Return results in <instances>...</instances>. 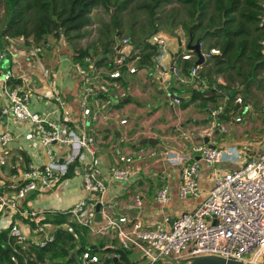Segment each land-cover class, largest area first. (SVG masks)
<instances>
[{
	"label": "built area",
	"instance_id": "2783aa9c",
	"mask_svg": "<svg viewBox=\"0 0 264 264\" xmlns=\"http://www.w3.org/2000/svg\"><path fill=\"white\" fill-rule=\"evenodd\" d=\"M260 4L264 11V0ZM263 21L264 18L261 24ZM121 41L120 48L114 52L107 66L99 64L93 55L73 60L72 68L81 82L78 98L80 112L70 123L60 121V112L65 104L60 94L52 96L55 107L51 113L30 109L31 91L10 70L2 69L1 63L6 58L5 51L0 49V94L4 99L1 112L26 121L29 125L28 138L44 148L46 157L41 165L26 162L20 172L10 174L13 191L7 194L0 191V221L4 222L0 231L7 230L8 236L14 240L13 244L20 245L22 249L32 244L43 247L51 241L55 227L51 229L50 223L44 221V211L24 209L21 201L30 191L51 189L61 183L68 177L71 165L78 162L74 173L81 174L83 189L87 194L71 208L59 212L66 218L63 224L65 228L70 229L69 223L75 222L95 235L113 233V237L118 239V247L135 254L130 257L132 264H155L159 261L163 264H179L201 255H219L248 264H264V150L258 157L246 159L241 166L217 174L212 186L193 209L176 215L166 214L152 227L144 226L137 217L132 218L125 213L114 214L115 204L104 200L109 179L127 181L131 173L128 163L157 154L179 167L178 198L184 201L199 197L202 163H220L225 153L223 149L210 144L209 140L207 143L199 140L189 147V151L197 154L198 158L185 152L159 151L155 147L147 152L139 149L134 156H129L122 152L121 144L134 140L135 136L123 132L113 147L123 165H110L103 172L97 159L104 140L97 127L107 125L114 118V102L127 98L128 93L122 87L125 73H134L137 69L132 62L140 59L137 45L132 44L127 37H121ZM27 42L28 55L38 57L43 42H35L31 37ZM145 42L157 46L158 51L167 50L168 38L159 31L150 34ZM261 45L264 53V39ZM218 52L215 48L206 53L202 51L204 58ZM191 57V53L181 54L184 60ZM154 64L161 69L162 74L166 73L160 53ZM199 67L195 64L190 68V73L197 76ZM172 102L179 104L180 99L175 96ZM234 103L238 106L234 121L240 122L243 113L250 110V105L241 95L235 96ZM224 110L223 103L209 110L212 119L210 134L214 128L222 132L227 130L224 124L216 121ZM118 122L124 125L127 119L118 118ZM183 136L188 139L190 133L184 132ZM12 139L9 131L0 130V165L6 163ZM154 200L161 205L170 201L169 185L164 177L155 189ZM97 204L100 222L95 221ZM142 206V195H131L128 208L139 210ZM21 218L26 220L28 234L21 227ZM110 256L116 257L114 254ZM103 257L100 252L86 248L75 256L72 264H103ZM0 264L5 263L0 260Z\"/></svg>",
	"mask_w": 264,
	"mask_h": 264
},
{
	"label": "crops",
	"instance_id": "0c3cea01",
	"mask_svg": "<svg viewBox=\"0 0 264 264\" xmlns=\"http://www.w3.org/2000/svg\"><path fill=\"white\" fill-rule=\"evenodd\" d=\"M159 32L168 38L167 50L155 53L150 65H143L139 60L132 62L137 70L134 73H125L122 84L128 93L127 98L120 102H114L112 108L114 118L107 125L101 124L97 127L104 140L103 148L97 159V164L103 172H106L110 165H123V162L113 151L118 137L109 129V125L112 123L116 125L120 133L124 132L135 136L134 140L121 144L122 152L129 156H134L139 149H144L147 152L155 147L159 151L185 152L198 158L197 154L189 151L192 143L199 140L204 141V137L207 136L210 144L224 150V146L237 144L235 140L233 142L224 134L236 129L240 133L244 129L234 121V115L226 119L224 118L225 114H220L216 121L224 124L227 130L222 132L214 128L213 133L210 134L212 119L209 116V110L213 105L226 104V97L217 96L215 102L209 101L206 105L198 98L189 102L193 90L196 88L202 87L206 94H211L208 93L210 89L203 78L198 79V76L192 75L191 67L186 70L183 68L186 60L181 58L182 53H191L192 57L188 59L191 62H194L193 59L196 61L197 57L193 51L186 48L188 40L182 32L176 30L172 32L161 30ZM42 42V51L38 57H30L27 53L28 42L22 36L1 37L0 49L5 51L6 58V61L1 63L2 69L10 70L14 77L31 91V110L45 114L51 113L55 107L52 96L55 93L60 94L65 101L60 112V121L70 123L80 112L78 98L81 82L72 68V62L75 60L73 58L74 49L64 38H57L52 34H47ZM136 47L141 54V47L139 45ZM201 49L204 50V47L201 46ZM159 53L161 61L166 65L165 74H162L161 69L154 64ZM96 57L100 59L105 56L100 54ZM112 57L109 59L111 60ZM199 69H201V65ZM197 80L200 81L201 86ZM218 81L223 82L221 78ZM175 96L180 99L179 104L172 102ZM3 104L4 99L0 94V130L9 131L13 137L8 146L9 153L6 163L0 165V191L7 194L13 191L11 187L13 181L9 179L11 173L20 172L26 162L41 165L46 157L44 148L28 138V123L3 114L1 112ZM251 110L256 116L255 109ZM123 117L127 119V123L119 125L118 118ZM253 126L264 129V123L258 126L255 122H250L247 128L250 129ZM184 132L190 133L188 139L184 138ZM146 137L158 139L157 145L140 144V141ZM263 138L264 135L262 141L251 142L253 148H247L246 159L258 157L264 150ZM227 158L229 161L236 160V156L231 154H227ZM246 159L241 162L243 163ZM222 161L213 165L202 163L199 175L201 195L183 201L177 196L178 166L166 161L161 154L147 156L142 160L135 159L128 163L131 170L129 179L127 181L109 179L103 198L106 202L114 203L113 212L120 215L124 214V209H129L131 195L140 193L143 198V206L141 209L135 210L137 212L135 218L140 219L144 226L152 227L160 222L166 214L176 215L182 211L193 209L212 186L217 174L239 167L228 163L223 164ZM217 165L222 166L223 170H217ZM163 177L170 190V201L166 205H161L154 200L155 189L162 182ZM86 194L81 174L74 173L51 189L30 191L21 201V206L24 209L44 211L43 219H45L71 208ZM20 224L28 234L29 228L26 225V220L21 218ZM53 227H55L54 224L50 223V228ZM105 236L115 239L117 246L100 247L101 250H106V252L100 253L102 257L112 255V252L108 251L112 247L119 246L118 239L113 237V233L98 237Z\"/></svg>",
	"mask_w": 264,
	"mask_h": 264
},
{
	"label": "trees",
	"instance_id": "16d2710c",
	"mask_svg": "<svg viewBox=\"0 0 264 264\" xmlns=\"http://www.w3.org/2000/svg\"><path fill=\"white\" fill-rule=\"evenodd\" d=\"M8 13V22L0 31L1 37L22 36L27 42L31 37L40 42L47 34L57 38H64L74 49L73 58L81 60L89 53V47L76 46V40L84 37V27L89 25V13L96 6H102L112 14V29L107 26L112 36L100 39V53L105 57L98 58V63L110 64L112 49L116 44L115 35L120 33L123 37L124 26L128 20L119 17L120 10H128L125 17L132 12L141 11L146 22L140 30L126 27L130 33L132 44L141 47L139 62L150 65L158 47L145 42L152 33L166 29L172 32L180 26L192 43L199 42L204 53L211 48L218 49V53H210L202 61L198 71V79L203 78L211 94H206L202 87L193 90L189 102L197 98L206 105L215 102L217 96H225V110L234 101L237 93L249 95L253 89L264 93V53L261 41L264 39V11L261 0H175L181 4V9L173 7L168 13L160 14L161 5L172 0H4ZM135 22V20H134ZM96 52V47H95ZM186 60V59H185ZM186 60L183 68L186 70L195 65ZM221 78L223 82H219ZM199 85L201 83L197 80ZM219 87L228 88L229 92L217 90ZM233 91V93H232ZM215 105L211 106L214 107ZM210 108V109H211ZM78 162L71 165L68 176L74 174ZM44 221L55 225L53 239L43 247L30 245L22 249L20 245L13 244V238L8 236L7 230L0 231V260L5 264H72L75 256L89 248L98 252L97 245H88L85 240V227L70 222V229L63 226L66 223L64 215L57 213ZM79 244L75 245V241ZM108 252L114 256L103 257V264H132L128 250L112 247Z\"/></svg>",
	"mask_w": 264,
	"mask_h": 264
},
{
	"label": "rangeland",
	"instance_id": "374dc122",
	"mask_svg": "<svg viewBox=\"0 0 264 264\" xmlns=\"http://www.w3.org/2000/svg\"><path fill=\"white\" fill-rule=\"evenodd\" d=\"M135 0H133L130 4H135ZM173 7H176V9H181V4H179L177 1L172 0V2H164L161 5L160 8V14L168 13ZM115 7L110 6V11L102 6H96L91 9V12L89 13V17L91 19V22L89 25L85 26V35L84 37L80 38L79 40H76V46L80 47H89V53L100 55V48H99V40L105 38L106 36H112L111 31L108 32L107 26H109L110 30L112 29V14L114 13ZM126 10H120L119 17L122 18V20H128V24H126V27L133 28L135 31L140 30V26L143 24L142 22H146L145 15L141 11H135L131 14H128L127 17H125ZM8 13L5 8V1L0 0V31L4 27V25L8 22ZM135 20V22H134ZM142 20V22H141ZM124 26L123 33L121 36L127 37L130 39V33L129 30L126 29ZM163 31L166 29H162ZM180 31L185 35L184 30L177 26L173 31ZM105 36V37H104ZM82 43V44H80ZM96 47V52H95ZM233 93V91H232ZM237 95H241L244 99V101L250 105V110L243 113L242 121L237 122L240 127H243V131L239 133V130L236 129L234 131H231L228 134H224L225 136L229 137L237 142L236 145L232 146H224V159L222 163H228L229 165H235L240 166L241 161L243 159L247 158V148H253V144L251 142H257V140L262 141V137L264 135V129H261L259 127L253 126L250 129L247 128V125L250 122H255L257 125H261L264 123V93H261L259 90L253 89L252 92L249 95H245L242 93H237ZM251 109H255L256 116L254 112ZM238 110V106L234 103V101L231 102L229 105V108L227 109V113L224 115V118H229L231 115L235 116L236 112ZM238 115V114H237ZM261 127V126H260ZM222 136V134H221ZM256 140V141H255ZM250 144V145H249ZM258 149V146L255 148ZM230 151V152H229ZM227 154H231L236 156V160L229 161L227 160ZM217 170L221 171L223 170L222 166L217 165ZM216 170V171H217ZM2 225H4V222L0 221V230L2 229ZM85 240L88 245L94 244L97 245V247H105L107 245H114L117 246L116 240L111 239L109 237H98L101 235H95L90 233L87 229L84 230ZM79 244V241H75V245ZM128 254H130V257H134L135 254H133L132 251H128ZM155 264H163V262L159 261Z\"/></svg>",
	"mask_w": 264,
	"mask_h": 264
},
{
	"label": "water",
	"instance_id": "95a60500",
	"mask_svg": "<svg viewBox=\"0 0 264 264\" xmlns=\"http://www.w3.org/2000/svg\"><path fill=\"white\" fill-rule=\"evenodd\" d=\"M115 41H116V45L111 51L112 54L120 48L121 43H122L119 32H117L115 35ZM186 48L193 51L196 54L197 59H196L195 63L197 65H200L202 63V61L204 60L203 53H202V50L200 47V43L199 42L192 43L190 40H188L186 43ZM217 90H221V91L223 90L225 93L229 92V89L224 88V87H219V88H217ZM211 92L212 91H209L208 93H211ZM109 129L112 130L117 135V137L120 135L119 129L116 127L115 124H113V123L110 124ZM208 140H209V137H207V136L204 137V141L206 143L208 142ZM157 143H158V139H156L154 137H146L140 141V144H149L151 146H155V145H157ZM123 212L132 218L137 215V212L135 210H132V209H124ZM95 221H97V222L101 221V215L99 212V204L96 205ZM107 249H109V248H107ZM179 264H248V263H245V262L239 261V260H235V259L225 258V257L219 256V255H201V256H196V257L192 258L190 261H188L186 263H179Z\"/></svg>",
	"mask_w": 264,
	"mask_h": 264
}]
</instances>
